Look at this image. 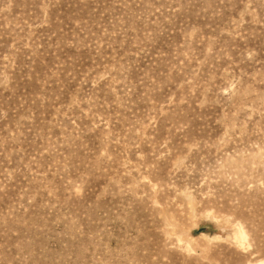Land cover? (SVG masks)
<instances>
[{
    "label": "rangeland",
    "instance_id": "1",
    "mask_svg": "<svg viewBox=\"0 0 264 264\" xmlns=\"http://www.w3.org/2000/svg\"><path fill=\"white\" fill-rule=\"evenodd\" d=\"M0 264H264V0H0Z\"/></svg>",
    "mask_w": 264,
    "mask_h": 264
}]
</instances>
